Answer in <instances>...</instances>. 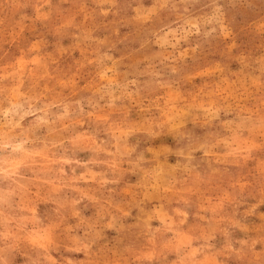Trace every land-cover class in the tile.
Returning a JSON list of instances; mask_svg holds the SVG:
<instances>
[{
	"label": "clouds",
	"instance_id": "9594fccd",
	"mask_svg": "<svg viewBox=\"0 0 264 264\" xmlns=\"http://www.w3.org/2000/svg\"><path fill=\"white\" fill-rule=\"evenodd\" d=\"M0 264H264V0H0Z\"/></svg>",
	"mask_w": 264,
	"mask_h": 264
}]
</instances>
